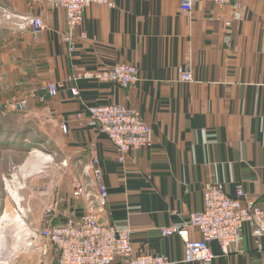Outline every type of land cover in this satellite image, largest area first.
Returning a JSON list of instances; mask_svg holds the SVG:
<instances>
[{
  "label": "crops",
  "instance_id": "0c3cea01",
  "mask_svg": "<svg viewBox=\"0 0 264 264\" xmlns=\"http://www.w3.org/2000/svg\"><path fill=\"white\" fill-rule=\"evenodd\" d=\"M8 1L41 17L47 28L33 33L16 24L3 34L0 28V162L7 151L12 162L27 155L22 180L31 183L32 135L48 147L39 150L46 158L38 160L66 162L65 180L50 191L48 221L90 214L130 229L136 254H157L167 264H264V223L257 219L242 225L227 255L210 242L213 257L207 262L187 259L184 242L202 237L186 224L202 209L209 184L240 198L242 208L264 200V1L219 7L195 0L185 11L179 0H110L84 10L70 42L63 8L0 0ZM117 62L137 66L138 81L121 87L84 76ZM183 72L189 80H181ZM104 103L139 113L149 127V146L122 151L99 132L88 107ZM95 169L99 173L91 178ZM84 189L94 200L93 212ZM4 194L0 231L10 229L19 214L26 225L13 227L25 239L28 198L21 207L27 216L14 207L6 219ZM176 225L180 233L162 234ZM48 257L55 261L51 251ZM102 264L123 262L116 256Z\"/></svg>",
  "mask_w": 264,
  "mask_h": 264
},
{
  "label": "built area",
  "instance_id": "2783aa9c",
  "mask_svg": "<svg viewBox=\"0 0 264 264\" xmlns=\"http://www.w3.org/2000/svg\"><path fill=\"white\" fill-rule=\"evenodd\" d=\"M26 3H42L48 8L61 7L67 14L68 32L64 38L70 42L72 30L81 25L84 10L93 4L110 5V0H22ZM264 1V0H263ZM217 6L233 3L239 6L240 0H212ZM183 10L193 8L195 0H179ZM21 18L23 22H16L21 27H27L31 32L38 33L47 28L44 20L35 15L19 16L16 14L14 21ZM264 24V11H263ZM79 36L85 38V31L81 30ZM137 66L127 62H117L109 69L103 71L87 72L84 76L90 79L115 83L121 87L133 85L139 79ZM190 79L189 72L181 74V80ZM75 92V88L73 89ZM91 120L95 123L99 132L108 136L117 149L127 151L147 147L150 144L148 137V124L140 117L139 113L125 108L121 104L104 103L88 107ZM47 162V161H46ZM50 164V162H49ZM66 162L48 165L47 180L55 184L65 180L63 168ZM98 174L99 170L95 169ZM86 187L87 184L83 183ZM93 185V184H92ZM91 185V186H92ZM49 187L46 186V190ZM88 211L93 212L94 200L90 192L84 189ZM45 192V191H43ZM243 191L239 188V194ZM28 204L35 210L48 213L52 210L51 196H39V193L28 191L25 194ZM19 203L16 209L20 214L27 216ZM253 219L264 223V200L259 204L252 205L249 209L242 208L240 198L226 195L217 184H209L203 189V206L199 212L189 215L186 226H193L201 232V239L188 240L185 242V256L187 259L207 262L213 257L210 242L219 244L220 252L227 255L231 251V245L239 239L240 230L244 223ZM39 242L43 248L45 258L39 264H50L45 253L46 244L52 245L55 261L51 264H102L119 256L123 264H167V260L153 253L136 254L131 246L130 229L119 227L114 223L99 222L90 214L86 216L70 215L65 221L56 224L44 225L43 220L35 219ZM181 226L162 228V234L171 232L180 233ZM263 234V232H258Z\"/></svg>",
  "mask_w": 264,
  "mask_h": 264
},
{
  "label": "rangeland",
  "instance_id": "374dc122",
  "mask_svg": "<svg viewBox=\"0 0 264 264\" xmlns=\"http://www.w3.org/2000/svg\"><path fill=\"white\" fill-rule=\"evenodd\" d=\"M0 10H1V13L4 12V16H2V14L0 13L1 15L0 16V28L2 30V34L6 33L9 29H12V27H15V25L17 24L16 22L24 21V20H21V18H16L18 20L14 21L13 18L16 17V14H18L19 16H30V15H26L25 13L19 12L18 8L16 7V4L11 3L10 1H8L7 3L0 2ZM16 26L18 28L21 27L18 24ZM21 28H25V27H21ZM36 124L41 126V123L38 121H36ZM40 137L41 136H38V135H32L31 137V171H30L31 183H27V181L22 180V169L24 168L22 167V165L24 163L25 164L29 163V162H23L28 157L27 155L25 154L23 156L19 155V157H16L15 161H20V162H12V158L10 157L12 156V152L7 151V152H4V155H5L4 162H0L1 163L0 192L6 193L4 194L6 198H4L3 200L5 201L4 203L12 207V211H14L15 209L14 207H16V201L12 197H9V195L11 196L10 194L11 191H10V187L6 185L7 180H10L14 186H16L19 190H21L23 195H25L30 190L31 192L34 191L36 193H39L40 191L42 192L46 191L45 181L47 179L46 175L48 172L47 170L49 168L48 165H51L52 167L54 163L60 162V161L50 162L49 164L48 162L49 159L47 160V162H45V160L41 161L37 159L36 156L40 155V152H37V150L43 151L42 148H48L44 146L40 140H39L40 142L37 140ZM7 160L8 162H5ZM38 185L41 187L40 189L37 187ZM36 218L43 220L44 225L54 224V223H51V221H48V219L50 218H47V216H45L42 210H39V209L35 210L34 208L31 207L30 231L32 230L37 233L36 231L37 226L35 223ZM51 219L55 221L53 217H51ZM13 225H10L9 226L10 229L7 228L6 232L4 230L2 232L4 235L6 234L7 241L5 239L4 246H5L6 251L5 253L0 255V264L4 262L5 264L6 263L7 264H32V263L37 264L39 263L40 254L38 253H41L43 248L39 242L38 236L32 235V233L28 231L27 240L26 238L22 239L19 237V236L22 237V235L20 234L19 231H17V229H15V227H13ZM15 242H19L22 245H25L27 242L31 243V251L30 250L28 251V249L24 250V248H21V250H19L17 247L14 246ZM51 248H52L51 244H46L45 253L47 257L50 254V251L53 254V251L51 250ZM20 252L25 253V255H20L19 254ZM29 252H31V254H29ZM44 258H45V254L43 253V258H41V261ZM47 259L49 260V257Z\"/></svg>",
  "mask_w": 264,
  "mask_h": 264
},
{
  "label": "bare ground",
  "instance_id": "6f19581e",
  "mask_svg": "<svg viewBox=\"0 0 264 264\" xmlns=\"http://www.w3.org/2000/svg\"><path fill=\"white\" fill-rule=\"evenodd\" d=\"M0 13H1V10H0ZM2 14V16H4V12H2L1 13ZM1 16V15H0ZM14 19V18H13ZM37 152H40V151H38L37 150ZM43 154V156L44 157H46V154H44V153H42V152H40V155H42ZM46 181H47V179H46ZM45 181V182H46ZM6 185L8 186V187H10V194H11V196L12 197H14L15 199H16V202L17 203H19L20 204V206H21V203L22 204H25V201H26V197H25V195H23L22 194V192H21V190H19L16 186H14L13 184H12V182L10 181V180H7V183H6ZM39 186V185H38ZM52 188H53V185L51 184L50 186H49V188H48V190H46L45 192H42V191H40L39 192V196H41L42 198H43V195H45V196H51V193H50V191L52 190ZM11 210H12V207L10 206V205H8L7 207H6V209H5V213H4V217L6 218V219H8L10 216H11ZM13 221V224H14V226L16 225V226H22V225H26V223L24 222V220H23V218L18 214L16 217H14V219H12ZM22 230V231H21ZM24 227H21L20 228V231L21 232H24ZM31 233H32V235H36V233L34 232V231H30ZM27 235V234H26ZM5 237V235L0 231V240H1V243H0V255L1 254H3V253H5V251H6V249H5V246L4 245H2V239ZM26 240H27V238H26ZM35 243V242H34ZM35 245V244H34ZM14 246L15 247H17L19 250H21V248H24V250L25 249H28V251L30 250L31 251V243H26L25 245H22L21 243H19V242H15L14 243ZM9 247V246H8ZM35 249H36V247H35ZM36 251V250H35ZM20 255H25V253H19ZM28 254V253H27ZM29 254H31V252H29ZM38 254H40V256H39V262L41 261V258H43V254H42V251H41V253H38ZM1 264H5V262L4 263H1ZM7 264V263H6ZM32 264H36V263H32ZM37 264H39V263H37Z\"/></svg>",
  "mask_w": 264,
  "mask_h": 264
},
{
  "label": "water",
  "instance_id": "95a60500",
  "mask_svg": "<svg viewBox=\"0 0 264 264\" xmlns=\"http://www.w3.org/2000/svg\"><path fill=\"white\" fill-rule=\"evenodd\" d=\"M39 189L41 188L40 186H37Z\"/></svg>",
  "mask_w": 264,
  "mask_h": 264
},
{
  "label": "trees",
  "instance_id": "16d2710c",
  "mask_svg": "<svg viewBox=\"0 0 264 264\" xmlns=\"http://www.w3.org/2000/svg\"><path fill=\"white\" fill-rule=\"evenodd\" d=\"M43 5H45V4H43ZM46 6V5H45ZM47 7V6H46Z\"/></svg>",
  "mask_w": 264,
  "mask_h": 264
}]
</instances>
